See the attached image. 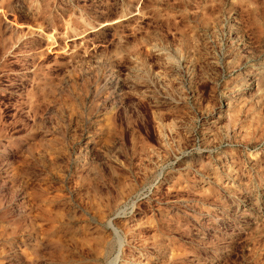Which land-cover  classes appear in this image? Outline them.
<instances>
[{"label": "rangeland", "instance_id": "1", "mask_svg": "<svg viewBox=\"0 0 264 264\" xmlns=\"http://www.w3.org/2000/svg\"><path fill=\"white\" fill-rule=\"evenodd\" d=\"M0 264H264V0H0Z\"/></svg>", "mask_w": 264, "mask_h": 264}]
</instances>
